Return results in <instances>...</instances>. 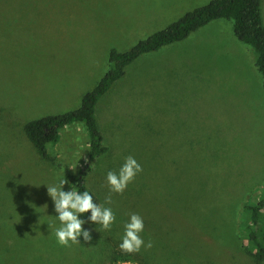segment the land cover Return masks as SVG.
Instances as JSON below:
<instances>
[{"label":"rangeland","instance_id":"obj_1","mask_svg":"<svg viewBox=\"0 0 264 264\" xmlns=\"http://www.w3.org/2000/svg\"><path fill=\"white\" fill-rule=\"evenodd\" d=\"M210 1L0 0V264H105L108 242L113 256L121 252L132 213L143 219L145 243L153 235L197 240L202 254L254 264L238 238L248 246L243 205L264 196V89L232 20L142 54L148 57L127 65L98 100L108 150L87 165L84 183L116 220L110 230L85 223L90 242L57 243L60 222L45 186L86 165L84 124L60 131L47 159L23 131L30 121L77 109L108 70L112 49L124 53ZM260 9L264 23V0ZM128 156L142 171L122 194L110 193L106 174ZM151 251L129 259L149 262Z\"/></svg>","mask_w":264,"mask_h":264},{"label":"trees","instance_id":"obj_2","mask_svg":"<svg viewBox=\"0 0 264 264\" xmlns=\"http://www.w3.org/2000/svg\"><path fill=\"white\" fill-rule=\"evenodd\" d=\"M217 19L232 20L234 36L252 48L255 54L254 64L262 76L264 89V23L260 0H211L206 5L187 12L164 29L150 34L124 53L112 49L108 57V70L97 85L82 96L77 109L33 120L23 126L27 139L38 154L47 159V146L57 143L63 128L76 123L84 124L89 145L87 163L77 174L65 176L64 179L69 182L68 185H65V190L72 188L81 192L87 190L84 183V178L89 170L87 165L107 151V148L102 144V137L95 117V107L101 96L123 75L124 68L142 54L182 41L191 33ZM93 200L98 204V200L94 196ZM242 208L245 214L242 236L248 243L245 251L255 257L257 262H260L264 259V196L252 203L244 204ZM90 215L89 212L81 218L87 220ZM130 256L131 254L117 252L114 259L120 261L129 259Z\"/></svg>","mask_w":264,"mask_h":264},{"label":"clouds","instance_id":"obj_3","mask_svg":"<svg viewBox=\"0 0 264 264\" xmlns=\"http://www.w3.org/2000/svg\"><path fill=\"white\" fill-rule=\"evenodd\" d=\"M142 171L137 160L128 156L119 171H108L106 182L110 193L122 194L136 175ZM66 179H61L58 184L45 185L47 194L54 204V211L58 214L56 218L60 226L54 230L57 243L64 247L72 244H81L79 237L88 243L92 240L91 231L84 229L85 223L99 225L104 230H110L115 222L116 216L111 207L97 204L89 191H77L75 188L65 190L68 185ZM111 195L106 197L105 204H111ZM91 213L87 220L81 217L86 213ZM97 230V229H96ZM144 230V222L140 215L132 213L130 219L124 224V234L121 243L118 245L121 252L133 254L140 252L141 248L150 249L153 244L149 240L147 243L141 238L140 233Z\"/></svg>","mask_w":264,"mask_h":264},{"label":"crops","instance_id":"obj_4","mask_svg":"<svg viewBox=\"0 0 264 264\" xmlns=\"http://www.w3.org/2000/svg\"><path fill=\"white\" fill-rule=\"evenodd\" d=\"M217 20H219V19H217ZM169 46H172V45H169ZM142 57H148V56L145 55ZM142 57H139L137 59V61ZM15 117L16 116H13V118H15ZM96 122H97V120H96ZM0 123L4 124L3 122H0ZM76 124H73V125H76ZM70 126H72V125H70ZM68 127L69 126L63 128L62 130L67 129ZM105 153H103V154H105ZM86 227L88 229L92 228V227H90V224L87 225ZM92 229H95V228L93 227ZM170 234H171V231H170ZM199 242L200 241H197V240H194V241H187V240H181V239L175 240V239L170 238V236L167 237L166 239H164L163 242H159L157 239H154V235H153V239H152L153 246H152V251H151L153 254L152 258L149 260V262H142L143 257H141L142 260L141 261L139 260L137 262V264H223V263L226 264L225 260H224V262H222L216 257H213V256L210 257V256H207L205 254H202V251L200 250L202 245H200ZM238 243L240 245L239 246L240 249H243L245 251V248L247 247L245 244V241H241L238 238ZM108 244L110 247V253L108 254L109 257L106 260L105 264H132L131 259L115 261L114 256H113L112 251H111L112 250L111 243L108 242ZM159 244L164 248L162 250L163 255H164L163 257H158V256L156 257L157 252H158L157 246ZM141 249L144 250V247H142ZM244 253H246V254H244L245 257H247V255H248L254 261V264H264V259L260 262H257L255 260V257L247 254L246 251ZM131 256L135 257V253L131 254ZM230 262H233V264H240L235 259H234V261H230ZM228 264H231V263H228Z\"/></svg>","mask_w":264,"mask_h":264}]
</instances>
